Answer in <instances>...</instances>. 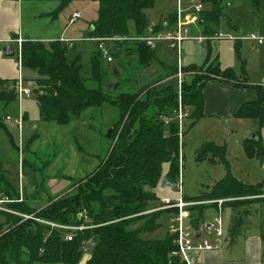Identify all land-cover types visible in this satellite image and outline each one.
<instances>
[{"label":"trees","instance_id":"obj_1","mask_svg":"<svg viewBox=\"0 0 264 264\" xmlns=\"http://www.w3.org/2000/svg\"><path fill=\"white\" fill-rule=\"evenodd\" d=\"M18 1V0H10ZM53 18L74 1H91L99 4L98 20L92 24L91 38H131L129 23L135 25V36H142L149 26L146 11L155 8L159 0H58ZM206 10L199 17V25L207 35L219 34L220 21L225 18V0H201ZM174 15L168 19L170 26ZM158 28H165L163 25ZM59 40L49 44L39 41L23 42L20 61L24 70L39 76L35 94L44 122L68 126L79 120L90 108L112 107L118 117L112 126L111 147L97 169L72 185L67 195L49 201L45 208L34 210L21 200L19 194L0 173V193L14 203L6 206L20 215L0 212L5 223L0 225V264H80L88 245L94 253L85 264H183L175 256L173 237L167 233L163 240H145L141 236L152 234L161 227L159 221L165 212L142 215L159 201L155 194L162 181L163 165L169 164L166 179L174 183L179 175L178 160H174L179 144L178 128H166L159 120L173 112L177 95L173 87L150 86L139 93H121L116 97L101 90L90 89L83 73L92 81L103 82L102 63L98 51L90 66L69 51ZM114 50L116 60L125 54L135 57L140 68H149L158 59L155 51L144 44L125 41ZM125 50V53L124 51ZM206 77L194 76L184 87V102L192 109L190 128L204 117L203 90L207 82L216 79L236 88H251L256 100L242 105L235 114L237 119L253 120L264 127V88L240 81L230 70L221 69L216 62L206 63ZM200 68V69H203ZM192 68L189 70H195ZM176 70V69H175ZM173 71V74L175 72ZM87 78V79H88ZM16 82L0 81V103L10 105L18 101ZM0 128H4L0 119ZM166 130L168 132H166ZM256 139L243 142L245 155L264 163V147L259 132ZM174 153L170 154V150ZM213 162L225 161V150L207 144L198 152L202 162L208 154ZM6 195V196H5ZM264 184L247 185L237 181L230 173L215 183L210 195L189 200H233L224 207L233 211L229 228V243L233 245L248 226L250 206L264 202ZM260 200H263L260 202ZM206 208V207H205ZM204 206L192 209L193 226L199 228L205 221ZM248 218V219H247ZM60 227L84 228L70 231ZM72 234V240L66 238ZM91 242V244H89ZM264 248V236L262 238ZM264 254V249H263Z\"/></svg>","mask_w":264,"mask_h":264},{"label":"rangeland","instance_id":"obj_2","mask_svg":"<svg viewBox=\"0 0 264 264\" xmlns=\"http://www.w3.org/2000/svg\"><path fill=\"white\" fill-rule=\"evenodd\" d=\"M197 3L198 0H184L182 9L193 12ZM225 6L226 16L221 20L219 29L223 39L212 37L214 39L206 41L203 45L197 44L194 40L184 42L182 67L193 73V76L206 77L210 74H206L203 67H205L208 59H222L224 63L232 67L230 71L235 75L240 76L243 73L249 75L251 72L254 74V79L259 80L264 71V51H261L264 50V46L259 47L257 43L245 41L240 43L231 38L255 34L264 39V0H225ZM176 7V0L159 1L156 8L148 13L149 19H156L160 16L161 11L174 10ZM130 32L131 34L136 33L133 23H131ZM190 36L192 38L198 36L211 38L210 35L196 33L192 30H190ZM156 56L167 65L168 70L158 69L159 61L153 63L149 68H140L136 64L135 57L129 59L122 55L114 64L100 65L103 73L101 84L89 79L90 76L87 71L83 73V77L86 78V85L90 89H99L113 97L121 93H139L143 89L153 86V84H160L166 78H170L173 75L171 73L180 65L177 54L173 51L160 49ZM192 68L198 69L189 70ZM164 73L170 76H165L160 81L157 80ZM214 74L216 75V73ZM27 75L29 73H26ZM215 75L211 76L212 79L217 78ZM34 76L33 78L36 80L39 79L36 74ZM192 79V77L189 78L188 82H191ZM156 80L157 82H155ZM25 87L32 91L30 97H24L9 106L0 103L1 120L7 116L18 115L20 110L24 115L25 113L28 115L23 132L5 123V120L3 121L4 128H0V173L5 175L6 181L16 192L19 193V187H21V191L24 189L27 200L29 203H33L31 205L34 208H31L39 210L45 208V205H49V201L59 195L63 196L65 191L72 188V185L96 170L111 147L109 132L117 120L118 111L112 107L90 108L79 120L68 126L44 122L41 119L36 99V86L29 87L28 83L25 82ZM160 87L164 89L166 87L177 88V81ZM252 122L237 118L212 119L199 122L194 129H190L191 131L187 133L185 142H183V150L179 149L178 145L174 155V160H178V165L180 163L183 165L182 189L186 197L196 198L200 195H210L215 183L223 180L229 173L243 184L253 186L264 184V163L257 158H248L243 148V142L255 136V134H248L252 127L254 130L256 128ZM190 125L189 122L187 128ZM256 129L264 147V127L258 126ZM166 132L168 131L166 130ZM207 144L225 150V161L216 160L213 162L214 156L210 153L202 162H198V152ZM19 148L24 149L22 152L25 160L22 164L20 163L23 157H20L21 150L19 151ZM169 171L170 165L164 164V177ZM178 183L179 181L176 179L173 184ZM165 195L174 197L178 196V192L167 189L163 193H158L159 198ZM260 198H264V195ZM247 199H243L242 210L250 206L249 210L252 217L249 218L253 222V227L256 228V221L261 222L262 219L257 220L256 218L254 220V206L256 204L247 205ZM193 201L206 202L210 200L201 198ZM262 201L260 200V202ZM155 204H152V207ZM203 206L208 210L210 208L207 205ZM257 209L260 216L264 217V202L258 204ZM208 210H205V219ZM212 214L213 212H211ZM223 218L225 226L229 229L233 219L232 209L226 208ZM168 222L169 214L164 213L159 221L160 229L155 233L144 234L141 237L145 240L165 239ZM262 222L264 226V220ZM4 223L5 217L0 214V225ZM94 250V245H88L83 252L80 264L88 256L92 257Z\"/></svg>","mask_w":264,"mask_h":264},{"label":"crops","instance_id":"obj_3","mask_svg":"<svg viewBox=\"0 0 264 264\" xmlns=\"http://www.w3.org/2000/svg\"><path fill=\"white\" fill-rule=\"evenodd\" d=\"M163 1H167V0H163ZM158 2L156 3V6ZM58 6H59L58 0H18L16 2L10 0H0V81L18 82L20 79H22L24 82L28 83L29 87L33 88L38 80V78L37 80L33 78L35 77L34 74L36 73H33L28 70H24L22 68L20 61V50L17 44V41L19 39H21L23 42L39 41L44 44H49L57 40L60 41L62 38L68 39L69 40L68 44L64 43L66 48L69 47V51L71 53L81 56L82 63L84 64V66L87 67L90 66V60L92 56H94V54L96 53L97 48L95 43H93L92 41H88L87 39L91 37L90 33L92 31V27H91L92 24L98 20L99 4L91 1H74L70 3L69 6L58 15L57 18H53L51 14L54 13V11L58 8ZM176 8L178 9V3ZM176 8L170 11H161L160 16L156 19H149L148 16V13L153 9L146 11V16L149 20V26L155 25L156 27H158L160 25H163L165 28L173 27V25L176 22V15H175L177 11ZM76 12L81 13V18L78 19L75 23L70 24V20L73 14ZM173 15L175 17V21L169 26L168 18ZM131 23H129V29ZM196 25H198L199 27ZM190 30L196 33L205 34L203 32L202 27L199 25V19L198 21L190 24ZM135 34H131V37L135 36ZM238 42L241 43L244 41H238ZM196 43L199 45L205 44L198 42ZM249 43H254V42H249ZM11 45L14 46V56H6L4 49ZM262 46H264V44L261 46L259 45V47ZM252 48H254V45H252ZM160 49L167 50V48L163 46L155 50V53L157 54V51H159ZM123 51L125 53V50ZM123 55L125 56V54ZM157 59L158 60L156 62L159 61L158 69L162 68L164 71L165 69L168 70L167 65L162 61H160L158 57ZM208 61L210 63L213 62L218 63L221 69L232 70V67H230V65H227V63H224L222 59L219 60L208 59ZM26 73H29V75L26 76ZM172 74L173 72L171 73V75ZM165 76L167 77L170 75L164 73V75H160L157 78V80L160 81L164 79ZM236 77L240 81L245 80L246 83L250 86H261L264 88V71L262 77L259 80L254 79V74H252L251 72H249V75L243 73V75L240 76L236 75ZM167 79L168 78H166L165 80ZM157 80L155 82H157ZM162 85H167V84L164 82L160 84L156 83L153 84L152 87L162 86ZM203 98H204V117L201 120H199L197 123L205 122L207 120H212V119H220V120L235 119L236 118L235 114L238 111V109L245 103L256 100L257 93L254 89L236 88L232 85H228L215 78L207 82L203 90ZM20 113L23 115L24 123H25L28 119V115L26 113L24 115L21 110L19 111V114ZM250 121L252 122L253 120ZM190 123H192V120L190 121ZM252 124H254L256 128L258 127L256 122L253 121ZM189 128H187L185 138L187 136V133H189L192 129H194L195 126L191 128V130ZM256 128L254 130L252 127L248 131V134L249 135L256 134L258 132ZM23 129L21 132H23ZM21 148H19V151L21 150L20 157H23V159L21 160L20 164H22V162H24L25 160L24 153L22 152L24 151V149L22 150ZM164 178L165 180H167L166 176ZM167 189H171V188H167V187L163 188L161 185L158 189H156L155 194L158 197V193H163ZM71 190L72 188H69V190L65 191L64 194L69 193ZM18 194L20 198L28 206L34 208L31 205L33 203H29V201L27 200V195L25 194L24 189L23 191H21V187H19ZM3 197L4 196L1 195L0 193V199H2ZM177 197L178 196L173 197V196L165 195L164 197H160V198L158 197V198L159 200H161L163 198L173 199ZM185 198L189 200L188 197L185 196ZM257 206L258 204L254 206V214H255L254 220H256V218L257 220L258 219L264 220V217L260 216ZM211 212L212 211L209 212L207 211L205 220L210 219V217L213 215V214L211 215ZM262 220L261 222L256 221L258 225L256 224L257 227L254 228L252 224L253 222H251L249 218L247 228L244 230L242 235L237 239L235 244L230 245L229 240H227V244L223 247V249L202 253L198 255L199 262L201 264H264V254H263L264 248L262 243V238L264 236V226ZM90 259L91 256H88L82 264H85Z\"/></svg>","mask_w":264,"mask_h":264},{"label":"built area","instance_id":"obj_4","mask_svg":"<svg viewBox=\"0 0 264 264\" xmlns=\"http://www.w3.org/2000/svg\"><path fill=\"white\" fill-rule=\"evenodd\" d=\"M178 3V9L175 13L176 22L173 27L170 28H158L155 25L148 26L147 30L142 36H133L126 39H107V38H89L88 41H92L96 44L99 57L103 64L111 65L114 64L116 59L114 57V50L117 44L129 41L133 43L144 44L150 50L155 51L159 47L165 46L167 50L173 51L177 54L179 64L174 72V74L164 81V83L169 84L171 81H177V88L175 89L177 95V106L175 110L168 115L161 116L159 120L164 124L166 128L171 125H176L178 128V139H179V149L183 150V142L185 139L188 123L191 121L192 109L187 106L184 102V87L188 82L189 78H193V73L185 70L182 67V54H183V44L188 40H194L198 43H205L206 41L212 40L214 38L223 39V35L220 33L211 38L206 37H196L192 38L190 36V24L196 22L198 17L206 10V5L198 0V3L194 7V11H184L182 9V4L184 0H176ZM195 1V0H191ZM81 18V13L76 12L73 14L70 24L75 23ZM214 37V38H212ZM233 41H248L254 42L258 45L264 44V39L258 35L250 34L240 37L231 38ZM61 43L68 44L69 40L62 38ZM19 46L20 54L23 41L19 39L17 41ZM15 90L18 94V101L24 97H30L32 91L25 87V82L20 79L16 82ZM5 123L10 124L22 131L24 127V117L20 113L18 116L10 117L7 116ZM182 170L183 165H179V175L176 184V189L178 192L177 198H163L159 200L155 206L150 210L143 213L142 215H150L160 212H165L169 214L168 222V233L174 239V245L176 248L175 256L179 257L183 264H201L198 260V255L202 253L212 252L215 250H221L227 244L229 229L224 223V205L227 202L233 200H210L206 202H196L193 200H187L183 193V183H182ZM22 202V199L19 201ZM14 203L8 198L0 199V212L12 215L22 216L24 219H31L29 216L20 215L17 212L9 209L6 205ZM207 205L210 206L209 211L213 212L210 219L205 220L204 223L196 228L193 226L192 220V209L198 206ZM208 226V228H207ZM62 229H67L70 231H82L84 228H67L60 227ZM199 234V236H198ZM68 241L72 240V234H68Z\"/></svg>","mask_w":264,"mask_h":264},{"label":"water","instance_id":"obj_5","mask_svg":"<svg viewBox=\"0 0 264 264\" xmlns=\"http://www.w3.org/2000/svg\"><path fill=\"white\" fill-rule=\"evenodd\" d=\"M4 52L6 53V56H14V46L11 45V46L6 47L4 49ZM111 133H112V130H111V132H109V136L111 135ZM253 139H256V136H254ZM174 151H175L174 149H171L169 153L173 154ZM162 187L163 188H165V187L171 188L172 190L176 189V186L174 184H171L170 182H168L165 179L162 181ZM207 228H208V226H207ZM198 236H199V234H198ZM89 244H91V242Z\"/></svg>","mask_w":264,"mask_h":264}]
</instances>
